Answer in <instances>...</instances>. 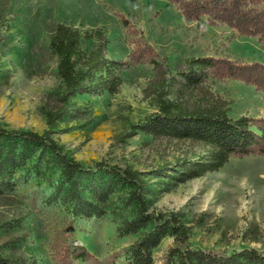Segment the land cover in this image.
<instances>
[{
  "label": "rangeland",
  "instance_id": "rangeland-1",
  "mask_svg": "<svg viewBox=\"0 0 264 264\" xmlns=\"http://www.w3.org/2000/svg\"><path fill=\"white\" fill-rule=\"evenodd\" d=\"M60 24L82 34L102 29L111 40L108 57L128 62L142 45L173 69L189 57L200 56L264 64V48L257 38L241 36L227 24H211L206 16L189 20L166 0H0L1 127L39 134L48 130L46 111L54 108L64 87L58 75L59 58L50 47ZM129 28L135 32L130 34ZM96 45L95 39H82L86 51ZM154 77L151 65L132 63L117 94L76 98L75 104L90 106L92 115L65 121L54 139L86 167L105 162L149 174L184 158L196 159L205 149L192 142L144 133L128 137L133 124L158 110L147 94ZM210 88L226 102L230 117H264V92L255 86L223 78L211 81ZM43 152L29 151L25 165L12 177L16 189L0 194V252L34 256L36 264H60L71 230L101 262L127 264L124 258L115 259L138 239L117 235L121 219L132 216L122 208L127 192L119 190L112 198L119 207L116 212L101 221L76 222L70 229L65 217L67 186L50 154ZM176 178L174 173L147 176L152 190L148 199L157 212L186 213L193 227V248L264 251V156L232 159L199 179ZM173 241L170 237L163 241L155 253L158 262Z\"/></svg>",
  "mask_w": 264,
  "mask_h": 264
},
{
  "label": "trees",
  "instance_id": "trees-1",
  "mask_svg": "<svg viewBox=\"0 0 264 264\" xmlns=\"http://www.w3.org/2000/svg\"><path fill=\"white\" fill-rule=\"evenodd\" d=\"M166 1L189 20L206 16L211 24H227L241 36L257 38L264 48V0ZM121 17L129 27L128 20ZM130 30V34L135 32ZM83 38L95 39V49L84 50ZM110 43L102 29L82 34L76 28L58 25L50 47L59 58L58 75L63 90L56 95L54 108L46 111L48 130L44 134L0 126V194L16 189L12 177L25 165L26 154L41 148L44 155L45 152L50 154L67 186L65 217L70 229L76 222L101 221L116 212L119 207L112 198L119 190L127 192L122 208L131 211L132 216L121 219L117 235L119 239L130 236H138V239L120 250L115 259L124 258L127 264H264V251L256 248L231 253L193 248V227L186 213L152 209V201L148 199L151 184L146 180L149 175L167 177L168 173H174L178 175L176 179L186 182L216 172L232 159L264 156V117H230L226 102L210 88L211 81L228 78L264 92V64L200 56L189 57L173 69L166 59L142 45H137L131 62L108 57ZM132 63L153 67L155 77L147 94L158 110L133 124L128 137L144 133L155 138L192 142L203 146L204 154L194 160L184 158L175 165H164L147 174L105 162L86 167L64 152L53 137L60 131V125L92 115L90 106H77L74 100L81 96L117 94L123 85V73ZM68 236L60 264H105L74 238L71 230ZM168 237L173 238V245L158 262L155 253ZM0 264H36V258L0 252Z\"/></svg>",
  "mask_w": 264,
  "mask_h": 264
}]
</instances>
